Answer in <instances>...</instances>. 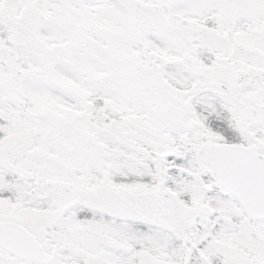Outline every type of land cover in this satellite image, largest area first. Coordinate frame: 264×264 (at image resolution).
<instances>
[{"label": "snow or ice", "instance_id": "obj_1", "mask_svg": "<svg viewBox=\"0 0 264 264\" xmlns=\"http://www.w3.org/2000/svg\"><path fill=\"white\" fill-rule=\"evenodd\" d=\"M0 264H264V0H0Z\"/></svg>", "mask_w": 264, "mask_h": 264}]
</instances>
